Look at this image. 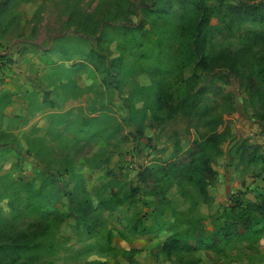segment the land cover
<instances>
[{
	"label": "rangeland",
	"instance_id": "374dc122",
	"mask_svg": "<svg viewBox=\"0 0 264 264\" xmlns=\"http://www.w3.org/2000/svg\"><path fill=\"white\" fill-rule=\"evenodd\" d=\"M0 1V246L49 228L13 264H264V233L254 244H220L218 254L162 251L175 232L212 233L230 197L256 200L264 179V123L243 72L215 62L191 84L219 121L211 132L198 118L166 116L154 101L157 86L166 96L184 94L176 88L186 39L178 28L191 7L169 0L156 15L145 7L151 0ZM240 1L264 3L205 0L214 58L250 31L264 33V20L221 16L223 5ZM207 132L221 140L195 158L203 167L209 155L206 203L171 173L148 185L139 180L145 167L182 161ZM142 225L152 230L141 233Z\"/></svg>",
	"mask_w": 264,
	"mask_h": 264
},
{
	"label": "trees",
	"instance_id": "16d2710c",
	"mask_svg": "<svg viewBox=\"0 0 264 264\" xmlns=\"http://www.w3.org/2000/svg\"><path fill=\"white\" fill-rule=\"evenodd\" d=\"M185 5L191 7L189 20L185 26H180L178 31L180 35L186 39H180L182 42L180 56L176 64L177 70V86L176 88L184 89V94L169 95L162 93L159 86L156 87L155 103L157 108L166 113V116H173L176 113H182L189 117L198 118L204 121L206 127L213 131L219 121L215 116L210 114V107L206 102H202L203 95L200 90L191 91V84L198 79V71H208L215 62H219L223 68L235 76L244 73V89L249 101L254 105L256 101L260 106L255 109L260 120L264 123V33L261 31H250L248 39L245 43H241L236 49L222 50L219 57L214 58L208 46L211 43V17L210 9L205 0H182ZM1 3V1H0ZM169 3V0H151L147 9L159 15ZM221 9V16L224 19L231 20H248L252 23H261L264 20V3L254 4L246 1H240L237 4H226ZM164 30L161 34L167 33ZM160 47L164 44V39H158ZM260 51L263 54H260ZM122 53L116 61L119 63ZM187 67L192 68L189 77H183V70ZM119 74V73H117ZM175 100V103L173 101ZM213 109V107H212ZM262 110L261 112L259 110ZM207 132L202 136L201 141L192 143V147L186 151V157H182V161H171L170 164L162 167H145L140 170L139 180L148 185L150 182H158L162 177H166L170 173L177 178L180 184L186 182L195 189L196 197L199 201L206 203L209 200L207 192V179L212 173L209 167V155L205 154L202 165L197 163L198 153L206 151L209 148H216L220 143V134ZM245 146V145H244ZM250 145L245 146L241 151L243 156L248 152ZM195 150H199L195 153ZM255 153L248 158L249 162L255 161ZM157 180V181H156ZM156 184V183H155ZM182 187V185H180ZM156 187V186H155ZM153 187V188H155ZM156 195L158 191L154 192ZM44 203L34 206L38 209ZM82 207L86 210L90 208L87 200L83 201ZM221 222L214 225V231L209 235L200 232H185L179 234L175 232L165 239L162 251L167 257H171L174 253L181 251L182 248H190L194 250H208L218 254L220 244H227L232 240L247 241L254 244L264 233V179L260 193L254 201H248L241 196H231L229 204L226 206ZM152 230L149 226L142 225L140 232L145 233ZM191 231V230H190ZM49 232L48 226H41L35 232L28 234H20L22 238H14L9 245L0 246V264H13L21 255L25 256L29 249V242L33 238L47 236ZM94 264H104L97 262Z\"/></svg>",
	"mask_w": 264,
	"mask_h": 264
},
{
	"label": "built area",
	"instance_id": "2783aa9c",
	"mask_svg": "<svg viewBox=\"0 0 264 264\" xmlns=\"http://www.w3.org/2000/svg\"><path fill=\"white\" fill-rule=\"evenodd\" d=\"M4 63H5V60H4L3 56L0 55V67L2 65H4Z\"/></svg>",
	"mask_w": 264,
	"mask_h": 264
}]
</instances>
